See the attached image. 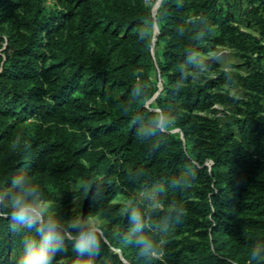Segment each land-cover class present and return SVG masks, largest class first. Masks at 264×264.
<instances>
[{
    "label": "trees",
    "instance_id": "16d2710c",
    "mask_svg": "<svg viewBox=\"0 0 264 264\" xmlns=\"http://www.w3.org/2000/svg\"><path fill=\"white\" fill-rule=\"evenodd\" d=\"M153 1L0 0V186L24 174L64 219H102L89 264H123L112 249L248 264L264 244V0H160L154 16ZM219 47L243 67L223 70ZM131 208L161 261L122 239ZM22 239L0 218V264ZM54 264L84 261L69 247Z\"/></svg>",
    "mask_w": 264,
    "mask_h": 264
},
{
    "label": "clouds",
    "instance_id": "9594fccd",
    "mask_svg": "<svg viewBox=\"0 0 264 264\" xmlns=\"http://www.w3.org/2000/svg\"><path fill=\"white\" fill-rule=\"evenodd\" d=\"M167 123L166 119H158L143 134L165 131ZM47 199L42 187L24 174L13 175L10 184L0 186V218L9 222L12 232L23 234L18 264H54L57 256L66 254L69 247L84 264H89L101 253L104 226L90 223L86 215L64 219L47 205ZM147 215L134 208L127 210L125 219L130 229L122 239L140 256L161 261L165 249L156 248ZM254 262L264 264V244L252 247L248 264Z\"/></svg>",
    "mask_w": 264,
    "mask_h": 264
},
{
    "label": "rangeland",
    "instance_id": "374dc122",
    "mask_svg": "<svg viewBox=\"0 0 264 264\" xmlns=\"http://www.w3.org/2000/svg\"><path fill=\"white\" fill-rule=\"evenodd\" d=\"M157 1L158 0L153 1L152 4H151L152 12L154 11V8H155V5H156ZM151 53L153 55V58L156 59L157 58V50H156V45H155V37L152 38ZM212 55H214L215 58L218 60V62L221 65V68L223 70H235V69H238V68H242L243 67V65L241 64L242 63V59L238 56V53H236L234 50H232L230 48H227V47H219L217 49V51L214 52ZM157 88H158V90H157V92H158L161 89V82H160V80H158V82H157ZM225 88H227V87H225ZM230 93L231 94H234L235 93V90L234 89H230ZM240 95H241V93L238 94V97L242 98V96H240ZM152 100L153 99H149L147 101V104H149ZM215 107L220 108V106H218V105H215ZM70 186L72 188H75L76 187L74 184H72ZM121 200L122 201H126V199H123V198H121ZM47 205L48 206H51V203L50 202H47ZM87 219H88V221L90 223L100 224V225H103V226L105 224V222L102 219L98 218V217H89ZM112 250L118 255L120 261L123 264H132L130 262L129 258L126 257V256H124V255H122L121 253H119V251L117 249H112Z\"/></svg>",
    "mask_w": 264,
    "mask_h": 264
},
{
    "label": "water",
    "instance_id": "95a60500",
    "mask_svg": "<svg viewBox=\"0 0 264 264\" xmlns=\"http://www.w3.org/2000/svg\"><path fill=\"white\" fill-rule=\"evenodd\" d=\"M159 3H160V0H158L157 3H156V5H155L154 11L152 12L153 16H154V14H155V10H156V8L158 7ZM156 30H157V28H156V26H155V31H156ZM156 94H157V92L154 94V96H153L151 99H154V97L156 96Z\"/></svg>",
    "mask_w": 264,
    "mask_h": 264
}]
</instances>
